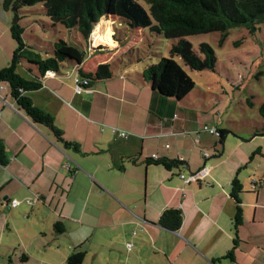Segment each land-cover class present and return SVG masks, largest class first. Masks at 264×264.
Instances as JSON below:
<instances>
[{
  "label": "crops",
  "instance_id": "1",
  "mask_svg": "<svg viewBox=\"0 0 264 264\" xmlns=\"http://www.w3.org/2000/svg\"><path fill=\"white\" fill-rule=\"evenodd\" d=\"M14 50L0 48V68L10 66ZM91 59L82 71L94 73L112 61L100 54ZM77 68L48 73L42 88L29 94L34 106L54 118L64 141L29 118L0 85V145L6 157L5 165L0 163V249L13 250L11 260L19 264H68L77 252L85 253L83 264H264V188L252 183L264 176V169L257 170L264 166L263 147L248 145L253 138L239 141L208 163L215 136L202 132L196 143L198 132L213 124L219 134L226 131L224 146L230 140L226 127L205 118H180L177 102L154 94L143 74V80L127 74L131 69L77 94ZM19 69L28 71L29 65L22 62ZM38 74L33 68L22 76ZM164 159L182 165L169 170L155 163ZM205 165L209 170L198 181L180 179ZM235 179L243 188V225L230 258L236 239ZM26 199L36 202L27 205ZM13 200L22 204L13 208ZM168 210L183 214L177 231L160 223ZM57 224L63 232L56 231Z\"/></svg>",
  "mask_w": 264,
  "mask_h": 264
},
{
  "label": "trees",
  "instance_id": "2",
  "mask_svg": "<svg viewBox=\"0 0 264 264\" xmlns=\"http://www.w3.org/2000/svg\"><path fill=\"white\" fill-rule=\"evenodd\" d=\"M149 5L147 12L137 0H3L2 6L6 12L13 13L11 36L16 42L9 67L0 68V85L7 86L11 96L19 108L35 123L50 128L56 137L63 140V131L55 126L54 118L34 106L30 93L42 88L41 80L48 73H58L64 66L77 68L80 76L90 81L89 88L97 82L110 79L113 76L110 64H101L94 73L81 70L87 59L84 48L58 40L49 51L50 56L44 57L36 47L24 41L25 29L20 24L22 21L21 10L25 7L43 5L45 14L55 25H62L67 30H77L88 41L101 21L113 22L112 19L123 21L130 29L149 30L150 33L161 35L167 39H178L170 53L172 58H163L143 71V79L151 86L154 94L164 100L181 102L195 89L194 80L186 73L183 67L174 59L181 57L184 64L193 71L216 72L217 57L215 50L209 44H201L199 53L186 40L187 37L219 33L221 42L229 33L238 28H246L251 37H255L264 25V0H145ZM113 40V39H112ZM108 41L105 44H109ZM104 44V45H105ZM113 47L117 44L113 41ZM103 45V44H98ZM97 45V47H98ZM22 62L29 65L28 73L35 68L38 77L25 78L19 73ZM262 73L258 77H262ZM264 119V105L260 109ZM226 131H221V143L224 142ZM68 146L78 145L66 142ZM256 154H254L255 156ZM0 163L5 165L6 157L4 147L0 145ZM167 169L180 168L179 160L155 162ZM243 188L239 180L233 182L232 198L236 201L237 211L234 218L236 239L234 248L227 257L232 258L238 245L237 233L243 225V209L240 194ZM183 222L180 210L166 211L160 220L163 227L177 231ZM57 232H63L61 224L55 226ZM84 252L73 254L68 264H83Z\"/></svg>",
  "mask_w": 264,
  "mask_h": 264
},
{
  "label": "rangeland",
  "instance_id": "3",
  "mask_svg": "<svg viewBox=\"0 0 264 264\" xmlns=\"http://www.w3.org/2000/svg\"><path fill=\"white\" fill-rule=\"evenodd\" d=\"M137 1L149 12V5L145 0ZM2 2L3 0H0V48L15 49L16 42L10 32L13 13L3 11ZM43 10H45L43 5L25 7L21 10L20 14L23 18L20 24L25 29L23 37L28 45L42 47L43 51H51L55 42L63 40L70 45L83 47L88 53L89 60L93 55L98 54L105 55L110 60L116 56L117 58L109 63L113 74L118 78L122 71L131 69L127 72L128 75L135 80H143L144 69L163 58H172L170 51L179 42L178 39H167L152 34L146 29H130L123 21L117 19H113L116 30L111 28L113 23L103 24V21L99 23V43L92 38V35L88 41H85L77 30H67L62 25H55L42 13ZM113 31L115 34L112 36ZM112 39L120 43L119 48L123 47L121 54L114 55L119 48L115 49L112 46ZM186 40L198 53L201 44H209L215 50L217 57L215 73L193 71L184 64L181 57H174L196 84L195 89L186 99L181 102L176 101L178 116L205 118L209 123L214 121L221 127H226L229 132L230 140L225 142L224 146L217 136L214 135V138L212 136L216 144L208 150L211 157L208 163L220 160L219 154L223 149L227 146L226 149L230 152V149H234V144L239 141H249L253 138L247 144L264 149V119L260 114V109L264 105V76L258 77L264 74V25L260 26V31L255 37H251L246 28H238L232 30L224 42H221L219 33L190 36ZM108 41L110 43L105 44ZM88 59L86 60L89 61ZM93 61L91 59L92 64ZM19 72L22 75L27 73L21 69ZM255 135L259 136L254 138ZM262 169L264 166L258 167L259 174ZM13 254V250L0 249V264H19L16 258L11 260Z\"/></svg>",
  "mask_w": 264,
  "mask_h": 264
},
{
  "label": "built area",
  "instance_id": "4",
  "mask_svg": "<svg viewBox=\"0 0 264 264\" xmlns=\"http://www.w3.org/2000/svg\"><path fill=\"white\" fill-rule=\"evenodd\" d=\"M74 82H75V92L77 94H82L83 92H86V90L90 86V81L88 79H85L82 76H80L79 73L76 74L75 79H74ZM111 129H112L113 134H116V135H118L121 138H127V136H128V134L126 132L119 131V130H117L115 128H111ZM202 132L209 133V134H211L213 136L214 135L215 136H219V132H218V129L216 127H211V126H208V125H204L202 127V129L198 132V136H197L198 139L196 140V143H199V135ZM166 148L168 149L169 146H166ZM204 157L207 158L208 157V154L205 153L204 154ZM153 159L154 160H157L158 159V156L157 155H154L153 156ZM208 170H209V168L205 165L204 168L201 171H199V172H197L195 174H191L190 176H185V175L181 174L180 175V179L185 184H190L192 182H196L199 179H201L202 176L204 175V173H206ZM252 183H253L254 187L259 186L261 188H264V176L260 180H253ZM35 202H36L35 199H26L24 201V203H26L27 205H33ZM21 204H22L21 201H19V200H13L11 202V207L17 208ZM128 248L130 250L132 248V245L129 244L128 245Z\"/></svg>",
  "mask_w": 264,
  "mask_h": 264
},
{
  "label": "bare ground",
  "instance_id": "5",
  "mask_svg": "<svg viewBox=\"0 0 264 264\" xmlns=\"http://www.w3.org/2000/svg\"><path fill=\"white\" fill-rule=\"evenodd\" d=\"M103 24H107V22H105L103 20ZM99 24H96V28L94 29L93 33H92V38L96 41H98V39L100 38V34H99ZM100 40V39H99ZM99 42V41H98Z\"/></svg>",
  "mask_w": 264,
  "mask_h": 264
},
{
  "label": "water",
  "instance_id": "6",
  "mask_svg": "<svg viewBox=\"0 0 264 264\" xmlns=\"http://www.w3.org/2000/svg\"><path fill=\"white\" fill-rule=\"evenodd\" d=\"M96 26V25H95Z\"/></svg>",
  "mask_w": 264,
  "mask_h": 264
}]
</instances>
